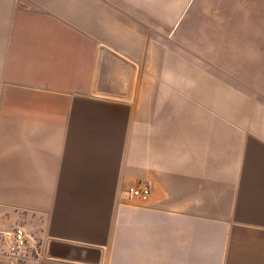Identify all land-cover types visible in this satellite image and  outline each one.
Instances as JSON below:
<instances>
[{"label": "crops", "instance_id": "obj_1", "mask_svg": "<svg viewBox=\"0 0 264 264\" xmlns=\"http://www.w3.org/2000/svg\"><path fill=\"white\" fill-rule=\"evenodd\" d=\"M238 1L207 10L243 25ZM160 6L131 4L130 26H107L104 87L100 17L90 35L36 0H0V264L16 228L40 248L20 264H89L46 258L50 241L98 251L97 264H264V121L229 114L222 85L148 81L181 74L148 65ZM136 187L145 200L128 197Z\"/></svg>", "mask_w": 264, "mask_h": 264}, {"label": "rangeland", "instance_id": "obj_2", "mask_svg": "<svg viewBox=\"0 0 264 264\" xmlns=\"http://www.w3.org/2000/svg\"><path fill=\"white\" fill-rule=\"evenodd\" d=\"M220 1L36 0V9L38 13H52L53 19L62 20L67 29L74 27L90 35H98L96 27L100 23L101 62L105 66L101 68V86L110 87L111 75L103 71L109 70L108 54L112 50L110 45L114 43L110 44L108 40L110 36L114 39L115 35L108 31L107 26H130L129 16L137 13L132 10L131 4H162L159 8L163 10H151L146 21L150 30L148 65L179 66L181 74L148 75V81H210L222 85L229 92V114H244L250 119L255 117L264 121V0H244L243 25L236 21V17H231L236 12L207 10L211 3ZM196 3L201 5L197 7ZM99 17L100 22L97 23ZM174 23L180 26L169 36L171 30L168 25ZM158 25L164 26L165 34L161 29L153 30ZM53 29L56 30L55 27ZM69 30L68 33H72ZM63 33L67 31L64 29ZM102 93L116 96L123 92L107 89Z\"/></svg>", "mask_w": 264, "mask_h": 264}, {"label": "built area", "instance_id": "obj_3", "mask_svg": "<svg viewBox=\"0 0 264 264\" xmlns=\"http://www.w3.org/2000/svg\"><path fill=\"white\" fill-rule=\"evenodd\" d=\"M149 194L148 188L136 187L128 191V197L138 200H145ZM12 242L7 248L6 264H20L26 257L40 256V248L31 239L30 235L23 228H16L11 234Z\"/></svg>", "mask_w": 264, "mask_h": 264}, {"label": "water", "instance_id": "obj_4", "mask_svg": "<svg viewBox=\"0 0 264 264\" xmlns=\"http://www.w3.org/2000/svg\"><path fill=\"white\" fill-rule=\"evenodd\" d=\"M74 250L81 251L84 250L85 256L77 257V256H69L70 249L68 246H63L61 244H57L55 242H48V245L46 247L45 251V257L46 258H56V259H66V260H76L79 262H85L89 264H97L98 263V251H91L83 248H78L75 246H72ZM91 254L92 256H89Z\"/></svg>", "mask_w": 264, "mask_h": 264}]
</instances>
